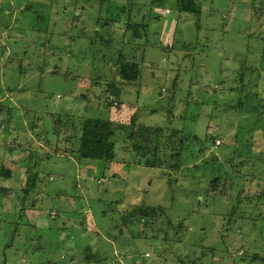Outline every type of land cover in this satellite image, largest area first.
<instances>
[{
    "label": "rangeland",
    "instance_id": "obj_1",
    "mask_svg": "<svg viewBox=\"0 0 264 264\" xmlns=\"http://www.w3.org/2000/svg\"><path fill=\"white\" fill-rule=\"evenodd\" d=\"M195 1L0 0V188L44 175L23 223L0 200V264H264V0ZM133 117L159 150L136 149ZM93 118L116 124L106 166L76 155Z\"/></svg>",
    "mask_w": 264,
    "mask_h": 264
},
{
    "label": "trees",
    "instance_id": "obj_2",
    "mask_svg": "<svg viewBox=\"0 0 264 264\" xmlns=\"http://www.w3.org/2000/svg\"><path fill=\"white\" fill-rule=\"evenodd\" d=\"M176 4H177L178 10L176 8L175 9L179 11V14L189 13V14L195 15L196 17H199L201 14L200 4H198L197 1L195 0H176ZM121 10L123 11V9ZM129 12H130V9L128 13ZM128 28L131 31L132 38L137 41H141L140 38H141V31L143 30V26H132V27L128 26ZM129 56L130 54L128 56L123 55V54L120 55V59L116 63V67L118 68L117 77L122 83L121 86H123L124 84L136 85V84H139L141 81L142 63H143L142 57H136V60H135ZM113 96H114V99H117V100L120 98L119 93L114 94ZM115 105L118 106V108H120L118 104H115ZM3 121H4V118H3ZM131 123H132V126L135 124L134 117L131 120ZM115 126L116 124L114 121L94 119V118L84 119L79 124V127L74 126L73 130L76 133H78V135L75 136L76 138L75 142L77 146L76 155L78 157V161L80 163H87L85 161H89V162L100 161L103 163L104 166L113 162L115 158V154H114V146L112 143V138L114 136ZM6 127L8 128L7 124H6ZM132 128H134L135 131L134 130L131 131L129 138L139 139V145L136 147V149L139 152H144L148 154L152 149L159 150L158 140H159L160 129H151L150 127H147V126H138V125L133 126ZM135 132L139 134V137L135 136ZM170 139L173 140L172 137ZM41 141H44V139L41 138ZM180 141L183 143H186L185 138L180 139ZM20 152L24 154L30 151H25L20 148ZM1 177L5 180H9L11 178V173L8 170L6 171V170L1 169L0 178ZM33 187L34 185L30 189V191H26V190L24 191L21 189L20 191L18 190L13 191V190L6 189L4 187L0 188V200L1 198L9 199L11 197V198H14V200L16 201L14 207L15 206L19 207L16 211L17 217H18L17 220L19 222L23 220L27 206H29L31 209L35 208L34 205H35L36 199H35V196H32ZM74 201H76V199ZM13 214L15 215L14 212ZM141 214H146V212L144 211ZM217 248L218 247L212 249V252L215 251L214 254L221 250L226 251L225 242L222 244V249L220 248V250H218ZM95 256L97 257L99 256V257L95 258ZM86 258H87V261L82 262L83 264L84 263L85 264H105L104 263L105 258L107 257H104L103 254L96 255V253L89 252ZM185 258L187 259L186 256ZM229 258H231L230 253L225 259L228 260ZM254 258L255 260L260 261L261 263L262 262L264 263V260L261 259L258 255H255ZM201 260L192 258V259H188L186 262L182 261V262H178L177 264H197Z\"/></svg>",
    "mask_w": 264,
    "mask_h": 264
},
{
    "label": "crops",
    "instance_id": "obj_3",
    "mask_svg": "<svg viewBox=\"0 0 264 264\" xmlns=\"http://www.w3.org/2000/svg\"><path fill=\"white\" fill-rule=\"evenodd\" d=\"M41 176H42V177H41L40 179H36V184H34V187H33V194H32V196H35V199H36L37 197H39V194H41V193H40V190H41L42 187H43L42 180H43V178H44V175H41ZM102 179H104V181L107 180L105 177H103ZM28 209L30 210V212H35V211H34L35 208L31 209L29 206H27V207H26V210H25V213L27 212ZM35 213H38V211H36ZM22 221H23V220H21L20 223H23Z\"/></svg>",
    "mask_w": 264,
    "mask_h": 264
},
{
    "label": "built area",
    "instance_id": "obj_4",
    "mask_svg": "<svg viewBox=\"0 0 264 264\" xmlns=\"http://www.w3.org/2000/svg\"><path fill=\"white\" fill-rule=\"evenodd\" d=\"M146 256H148V255H146Z\"/></svg>",
    "mask_w": 264,
    "mask_h": 264
}]
</instances>
